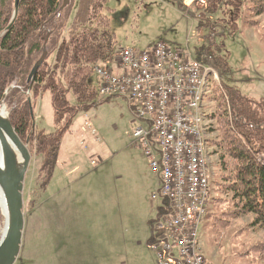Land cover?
<instances>
[{
	"label": "rangeland",
	"instance_id": "obj_1",
	"mask_svg": "<svg viewBox=\"0 0 264 264\" xmlns=\"http://www.w3.org/2000/svg\"><path fill=\"white\" fill-rule=\"evenodd\" d=\"M191 2L107 0L104 14L117 37L114 59L125 47L146 51L164 42L172 48L186 47L196 57L201 47L214 44L217 52L227 56L229 71L221 76L225 83L264 100V13L255 14L251 0H242L237 29L231 30L220 22L221 10L207 12L198 0ZM78 5L79 0H71L66 6V24L72 23ZM102 64L120 71L116 60ZM214 96L211 87L205 101L210 115L218 109ZM107 98L100 94L94 105L77 112L46 185L39 180L41 155L35 144L30 145L25 225L15 264H77L75 255L79 264H93L100 249L106 256L121 251L123 264H159L150 241L151 221L164 205L162 198L152 199L160 182L133 135L135 129L147 127L149 115L122 96ZM71 101L75 103L73 96ZM34 112L37 129H56L49 93L38 100ZM217 135L218 131H210L209 139ZM209 147L210 196L199 226L203 255L208 264H264V230L252 225L251 215H232L234 202L223 179L227 171L220 165V152ZM0 211L1 240L5 221L1 207Z\"/></svg>",
	"mask_w": 264,
	"mask_h": 264
},
{
	"label": "trees",
	"instance_id": "obj_2",
	"mask_svg": "<svg viewBox=\"0 0 264 264\" xmlns=\"http://www.w3.org/2000/svg\"><path fill=\"white\" fill-rule=\"evenodd\" d=\"M15 1L0 0V108L5 107L30 151V145L35 144L42 158L39 180L46 185L58 161L63 136L77 112L99 99L94 67L114 60L117 37L104 14L107 0H79L70 25L66 24L68 7L56 14L63 0H20L18 10ZM251 2L255 14L264 13V0ZM242 6V0H207L206 11L221 10L220 22L235 30ZM213 45L201 47L196 58L210 62L222 76L229 71L227 56ZM45 49L47 58L30 86L29 74ZM212 89V100L219 103L210 115L214 120L210 131H218V135L208 142L217 149L214 153L220 152V165L227 171L223 179L225 190L232 194V215H251L252 225L264 230V100L243 94L222 77L212 82ZM46 93L51 95L54 109L53 132L33 129L35 106Z\"/></svg>",
	"mask_w": 264,
	"mask_h": 264
},
{
	"label": "built area",
	"instance_id": "obj_3",
	"mask_svg": "<svg viewBox=\"0 0 264 264\" xmlns=\"http://www.w3.org/2000/svg\"><path fill=\"white\" fill-rule=\"evenodd\" d=\"M198 2L207 5L206 0ZM115 60L121 72L101 62L94 67L99 94L122 96L149 115L147 127L135 129L133 135L159 178L152 199L164 203L151 221L150 246L159 264H208L199 244L210 196L212 119L205 101L212 82L220 80L218 70L188 48L164 42L146 51L125 47ZM86 125L95 135L90 123Z\"/></svg>",
	"mask_w": 264,
	"mask_h": 264
},
{
	"label": "water",
	"instance_id": "obj_4",
	"mask_svg": "<svg viewBox=\"0 0 264 264\" xmlns=\"http://www.w3.org/2000/svg\"><path fill=\"white\" fill-rule=\"evenodd\" d=\"M70 1L71 0H63L56 14L63 11ZM19 2L20 0L15 1L16 10H18ZM178 5L180 6V4ZM48 39L49 34L45 40L44 46L47 45ZM46 58L47 50L45 49L29 74L28 83L30 86ZM27 93H29V91ZM4 99L2 101H4ZM29 101H31L30 98ZM4 108V106L0 108V143L4 155L3 165H0V187L6 199L8 218L5 233L0 240V264H15L22 245L25 225L24 184L32 154L28 145L17 134ZM33 120L34 129L35 119L33 118ZM18 153L22 158V162L18 159Z\"/></svg>",
	"mask_w": 264,
	"mask_h": 264
},
{
	"label": "crops",
	"instance_id": "obj_5",
	"mask_svg": "<svg viewBox=\"0 0 264 264\" xmlns=\"http://www.w3.org/2000/svg\"><path fill=\"white\" fill-rule=\"evenodd\" d=\"M22 247V246H21ZM121 251H115V253H111V255L106 256L104 255V250L100 249L98 250V254L94 257V263L93 264H123L124 261L122 259ZM73 261H75L77 264H79L78 256L75 255L73 258Z\"/></svg>",
	"mask_w": 264,
	"mask_h": 264
},
{
	"label": "bare ground",
	"instance_id": "obj_6",
	"mask_svg": "<svg viewBox=\"0 0 264 264\" xmlns=\"http://www.w3.org/2000/svg\"><path fill=\"white\" fill-rule=\"evenodd\" d=\"M18 159L20 162H22V158L19 153H18ZM3 162H4V155H3V149L0 143V165H3ZM0 207L2 209V213H3L4 221H5L4 228L2 230V234L4 235L6 226H7L8 211H7V205H6V199L4 196V192L1 187H0Z\"/></svg>",
	"mask_w": 264,
	"mask_h": 264
},
{
	"label": "flooded vegetation",
	"instance_id": "obj_7",
	"mask_svg": "<svg viewBox=\"0 0 264 264\" xmlns=\"http://www.w3.org/2000/svg\"><path fill=\"white\" fill-rule=\"evenodd\" d=\"M212 46V45H211Z\"/></svg>",
	"mask_w": 264,
	"mask_h": 264
}]
</instances>
